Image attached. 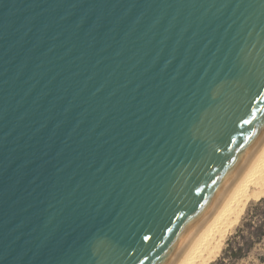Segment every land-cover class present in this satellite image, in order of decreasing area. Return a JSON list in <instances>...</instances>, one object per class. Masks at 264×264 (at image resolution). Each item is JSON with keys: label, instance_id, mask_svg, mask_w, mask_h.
I'll use <instances>...</instances> for the list:
<instances>
[{"label": "water", "instance_id": "1", "mask_svg": "<svg viewBox=\"0 0 264 264\" xmlns=\"http://www.w3.org/2000/svg\"><path fill=\"white\" fill-rule=\"evenodd\" d=\"M264 144V0H0V264H176Z\"/></svg>", "mask_w": 264, "mask_h": 264}, {"label": "bare ground", "instance_id": "2", "mask_svg": "<svg viewBox=\"0 0 264 264\" xmlns=\"http://www.w3.org/2000/svg\"><path fill=\"white\" fill-rule=\"evenodd\" d=\"M264 189V144L176 264H204L221 246L227 230L250 198Z\"/></svg>", "mask_w": 264, "mask_h": 264}, {"label": "trees", "instance_id": "3", "mask_svg": "<svg viewBox=\"0 0 264 264\" xmlns=\"http://www.w3.org/2000/svg\"><path fill=\"white\" fill-rule=\"evenodd\" d=\"M261 197H258L259 201L247 214L243 224L226 241L221 255L211 264H239L261 243L264 238V198ZM254 258L255 262L249 264H264V252L256 254Z\"/></svg>", "mask_w": 264, "mask_h": 264}, {"label": "rangeland", "instance_id": "4", "mask_svg": "<svg viewBox=\"0 0 264 264\" xmlns=\"http://www.w3.org/2000/svg\"><path fill=\"white\" fill-rule=\"evenodd\" d=\"M261 196L264 198V189H263L262 193L260 194L259 199ZM257 199H258V197L257 198H250L244 204V206L242 207L238 217L230 225L229 229L227 230L221 246L210 256V258L204 264H211L221 255L223 249L226 246V241L235 233L236 229L243 224L245 218L247 217V214L252 211L253 206L259 201V199L258 200ZM262 252H264V238L261 241V243L257 244L254 247V249L252 250L251 254L248 256V258L246 260L240 262L239 264H249V262H255L254 256L256 254H261Z\"/></svg>", "mask_w": 264, "mask_h": 264}]
</instances>
